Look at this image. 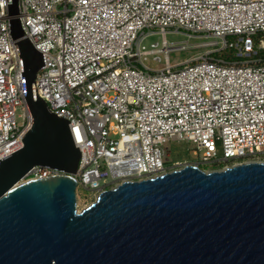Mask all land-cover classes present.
I'll return each instance as SVG.
<instances>
[{
    "label": "built area",
    "instance_id": "1",
    "mask_svg": "<svg viewBox=\"0 0 264 264\" xmlns=\"http://www.w3.org/2000/svg\"><path fill=\"white\" fill-rule=\"evenodd\" d=\"M9 3L0 0V160L23 147L32 123ZM17 3L24 37L43 59L36 92L68 122L80 153L77 188L98 197L187 166L212 173L264 163V0ZM155 36L160 46L147 49ZM192 40L205 51L171 65L169 54ZM227 51L231 59L221 58ZM158 56L164 67L149 69L146 58ZM172 142L193 145V159L165 165ZM57 174L37 166L24 181Z\"/></svg>",
    "mask_w": 264,
    "mask_h": 264
},
{
    "label": "water",
    "instance_id": "2",
    "mask_svg": "<svg viewBox=\"0 0 264 264\" xmlns=\"http://www.w3.org/2000/svg\"><path fill=\"white\" fill-rule=\"evenodd\" d=\"M17 2L7 16L32 123L0 160V264H264V163L124 182L77 211L80 153L36 92L43 59ZM37 166L59 174L24 181Z\"/></svg>",
    "mask_w": 264,
    "mask_h": 264
},
{
    "label": "rangeland",
    "instance_id": "3",
    "mask_svg": "<svg viewBox=\"0 0 264 264\" xmlns=\"http://www.w3.org/2000/svg\"><path fill=\"white\" fill-rule=\"evenodd\" d=\"M166 40L168 43H182L185 41V38L180 35H167ZM202 40H192L189 42V47L185 51L182 52H172L169 54V63L171 65H175L178 63H182L187 60H192L196 58L199 54L203 53L205 49H201L199 44ZM151 44H157L160 46L161 38L159 36L151 37L147 39L144 43L147 49ZM159 62L154 61L153 57H148L145 60V65L151 70H159L164 67L163 56H158ZM164 149L167 150L168 157L164 158L166 165H173L183 161H189L193 158L190 155V151L193 149V145L185 142H172L167 143L164 146ZM76 204L77 211H80L90 204H92L97 196H92L90 192L85 191L81 188H76ZM91 195V196H90Z\"/></svg>",
    "mask_w": 264,
    "mask_h": 264
},
{
    "label": "trees",
    "instance_id": "4",
    "mask_svg": "<svg viewBox=\"0 0 264 264\" xmlns=\"http://www.w3.org/2000/svg\"><path fill=\"white\" fill-rule=\"evenodd\" d=\"M220 57L223 58V59H231L232 52L231 51H227V52L221 53ZM183 162H185V161H183ZM179 163H182V162H179Z\"/></svg>",
    "mask_w": 264,
    "mask_h": 264
}]
</instances>
